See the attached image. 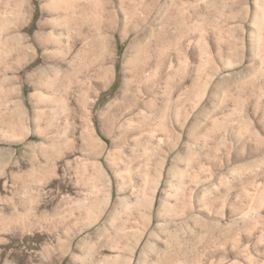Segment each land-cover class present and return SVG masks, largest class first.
I'll return each mask as SVG.
<instances>
[{
  "label": "rangeland",
  "instance_id": "rangeland-1",
  "mask_svg": "<svg viewBox=\"0 0 264 264\" xmlns=\"http://www.w3.org/2000/svg\"><path fill=\"white\" fill-rule=\"evenodd\" d=\"M0 264H264V0H0Z\"/></svg>",
  "mask_w": 264,
  "mask_h": 264
},
{
  "label": "bare ground",
  "instance_id": "bare-ground-1",
  "mask_svg": "<svg viewBox=\"0 0 264 264\" xmlns=\"http://www.w3.org/2000/svg\"><path fill=\"white\" fill-rule=\"evenodd\" d=\"M106 43H107V42H106ZM20 49H21V47H20ZM20 49H19V50H20ZM21 51H23V50H21ZM18 54H19V52H18Z\"/></svg>",
  "mask_w": 264,
  "mask_h": 264
}]
</instances>
